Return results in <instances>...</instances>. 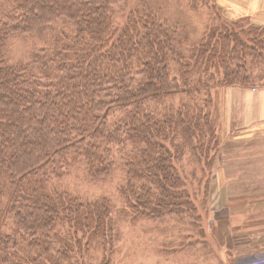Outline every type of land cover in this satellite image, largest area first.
Listing matches in <instances>:
<instances>
[{
	"label": "trees",
	"instance_id": "16d2710c",
	"mask_svg": "<svg viewBox=\"0 0 264 264\" xmlns=\"http://www.w3.org/2000/svg\"><path fill=\"white\" fill-rule=\"evenodd\" d=\"M120 1L0 0V264H109L111 200L54 186L76 165L97 179L119 153L124 208L190 209L173 161L212 144L210 86L264 81L263 33L225 28L186 53L148 12L117 22ZM24 35L40 44L9 61L8 39ZM92 246L98 261L87 259Z\"/></svg>",
	"mask_w": 264,
	"mask_h": 264
},
{
	"label": "rangeland",
	"instance_id": "374dc122",
	"mask_svg": "<svg viewBox=\"0 0 264 264\" xmlns=\"http://www.w3.org/2000/svg\"><path fill=\"white\" fill-rule=\"evenodd\" d=\"M133 10L143 15L148 12L172 26L186 53L200 44L212 45V32L218 35L225 28L242 38L247 30L264 34V22L240 16L218 0H122L112 8L119 23L126 19L125 13H137ZM215 10L217 15L212 12ZM39 44L40 38L33 35L10 37L5 48L8 60L16 61L30 46ZM210 72L211 66L208 71L196 70L190 79L206 78ZM248 73L251 79L262 74L256 69ZM209 89L212 144L202 152L184 148L173 161L185 181L190 209L156 211V215L147 216L124 208L120 188L125 170L119 153L114 170L105 176L90 179L83 165H76L54 180L56 188L72 195L111 200L115 235L111 253L104 254L109 264H264V226L244 224L264 212V205L248 210L243 206L264 203V136L259 134L264 125V81ZM170 98L177 103L180 95ZM244 136L248 138L242 139ZM102 255L101 247L92 246L87 259L98 261Z\"/></svg>",
	"mask_w": 264,
	"mask_h": 264
},
{
	"label": "crops",
	"instance_id": "0c3cea01",
	"mask_svg": "<svg viewBox=\"0 0 264 264\" xmlns=\"http://www.w3.org/2000/svg\"><path fill=\"white\" fill-rule=\"evenodd\" d=\"M215 1V0H214ZM223 1L226 5H230V9H234L236 11L240 12V16H247L250 17V19L257 21V22H264L263 15H264V0H218ZM232 1V2H231ZM213 4V3H212ZM216 4V2H215ZM224 5V4H222ZM214 15H217L218 10L212 11ZM220 14V13H219ZM221 15V14H220ZM235 92H238V88H233ZM264 108V104H263ZM263 115V114H262ZM264 118V115H263ZM259 134H263L264 136V125H262V130L259 132ZM257 134V135H259ZM251 135H248L250 137ZM247 136L241 137L242 139L248 138ZM264 160V158L262 157ZM263 202H257L256 206L254 205H243L244 207H248L246 210L250 209L251 207H257L264 205ZM245 226H254L256 225H263L264 226V212L260 211L257 217L251 216L248 220L244 221ZM264 245V241L261 242ZM261 245V246H263ZM259 245H256L255 247H258Z\"/></svg>",
	"mask_w": 264,
	"mask_h": 264
}]
</instances>
